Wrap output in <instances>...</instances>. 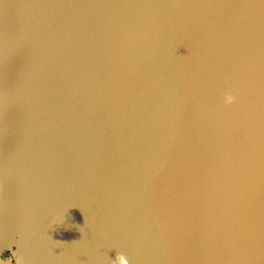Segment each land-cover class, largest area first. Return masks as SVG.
Wrapping results in <instances>:
<instances>
[{"label": "bare ground", "instance_id": "6f19581e", "mask_svg": "<svg viewBox=\"0 0 264 264\" xmlns=\"http://www.w3.org/2000/svg\"><path fill=\"white\" fill-rule=\"evenodd\" d=\"M1 242L264 264V37L204 0H0Z\"/></svg>", "mask_w": 264, "mask_h": 264}, {"label": "water", "instance_id": "95a60500", "mask_svg": "<svg viewBox=\"0 0 264 264\" xmlns=\"http://www.w3.org/2000/svg\"><path fill=\"white\" fill-rule=\"evenodd\" d=\"M209 4L213 5L214 7L218 8L222 12L226 13L227 15L231 16L232 18L236 19L237 21L241 22L245 26L249 27L250 29L254 30L255 32L259 33L264 37V0H204ZM145 40L152 43L153 37H149L145 35ZM136 54V58L141 57L143 59L144 53L143 52H135L132 53ZM126 57V54H123ZM180 56L175 59H184L186 57L185 53H180ZM158 58V56L156 57ZM171 61L168 64L167 70L170 72H179L181 69V63L179 60ZM188 60V59H187ZM186 60V61H187ZM191 61H189L186 65H190ZM123 64V63H122ZM185 64V63H184ZM124 65V64H123ZM148 72V71H146ZM144 204V203H143ZM140 209V205L137 206ZM15 251L16 248L12 244H5L0 243V260L7 259L10 263L14 264L16 262L15 258ZM145 257H134L131 264H144ZM130 264V263H129Z\"/></svg>", "mask_w": 264, "mask_h": 264}, {"label": "clouds", "instance_id": "9594fccd", "mask_svg": "<svg viewBox=\"0 0 264 264\" xmlns=\"http://www.w3.org/2000/svg\"><path fill=\"white\" fill-rule=\"evenodd\" d=\"M236 101V96L231 92L224 94L223 102L225 105H231ZM16 264H22V258L16 256ZM110 264H129V259L123 252L117 251L114 259H110Z\"/></svg>", "mask_w": 264, "mask_h": 264}, {"label": "snow or ice", "instance_id": "6c2138e0", "mask_svg": "<svg viewBox=\"0 0 264 264\" xmlns=\"http://www.w3.org/2000/svg\"><path fill=\"white\" fill-rule=\"evenodd\" d=\"M0 264H3V262H2V261H0Z\"/></svg>", "mask_w": 264, "mask_h": 264}]
</instances>
